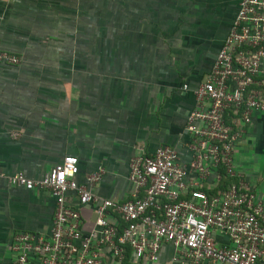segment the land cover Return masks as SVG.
<instances>
[{"label": "crops", "instance_id": "1", "mask_svg": "<svg viewBox=\"0 0 264 264\" xmlns=\"http://www.w3.org/2000/svg\"><path fill=\"white\" fill-rule=\"evenodd\" d=\"M240 1L0 0V49L21 58L16 66L0 64V264L17 259V234L49 237L53 227L52 193L11 184L16 173L41 179L75 155L80 183L123 202L132 196L136 154L167 144L190 160L194 90L211 71ZM100 167L106 173L92 186L87 177ZM234 170L264 205V111L244 126ZM74 204L90 231L95 206ZM215 238L229 244L219 231ZM106 264L120 263L109 256ZM121 264L189 263L165 244L156 262L130 253Z\"/></svg>", "mask_w": 264, "mask_h": 264}, {"label": "built area", "instance_id": "2", "mask_svg": "<svg viewBox=\"0 0 264 264\" xmlns=\"http://www.w3.org/2000/svg\"><path fill=\"white\" fill-rule=\"evenodd\" d=\"M20 62L17 54L0 49V64ZM194 94L186 126L190 160L167 144L153 154H136L129 161V200L103 198L80 183L75 155L41 179L23 172L11 176V184L47 190L56 200L50 236L17 234L13 264H106L109 256L121 264L129 252L138 261L156 262L165 244L174 245L189 264H264L263 203L244 180L221 188L222 167L237 178L234 151L244 126L264 111V0L240 1L215 63ZM105 173L100 167L88 175V183L97 184ZM211 178L216 183L205 189ZM75 201L95 206L96 220L88 232ZM218 231L229 244L217 242Z\"/></svg>", "mask_w": 264, "mask_h": 264}, {"label": "trees", "instance_id": "3", "mask_svg": "<svg viewBox=\"0 0 264 264\" xmlns=\"http://www.w3.org/2000/svg\"><path fill=\"white\" fill-rule=\"evenodd\" d=\"M221 172L223 174L221 188L226 186V185H228V184H230V183L238 181L235 177H231L229 174H227V172L225 171V169L223 167L221 168ZM205 189H207V188H205ZM210 192L214 193V192H217V190H213V191H210ZM128 256H130V252H129Z\"/></svg>", "mask_w": 264, "mask_h": 264}]
</instances>
